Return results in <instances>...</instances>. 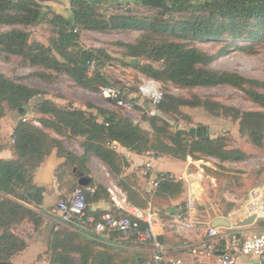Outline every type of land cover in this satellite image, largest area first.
<instances>
[{
    "label": "trees",
    "instance_id": "16d2710c",
    "mask_svg": "<svg viewBox=\"0 0 264 264\" xmlns=\"http://www.w3.org/2000/svg\"><path fill=\"white\" fill-rule=\"evenodd\" d=\"M116 1L69 0L70 15L64 17L50 8L43 10V4L35 0H0V25L12 26L9 30L0 31V52L19 55L24 62L36 67L63 71L77 85L98 90L100 86H113L102 76L100 67L109 56L104 50L82 47L77 41L76 27L136 28L142 30L143 35L123 47L126 55L133 58L129 64L145 76L161 83L170 82L189 88L231 85L243 89L250 100L264 107V81L246 78L236 72L211 69L208 63L212 57L188 46L192 41H252L261 37L264 35V0H134L161 13L159 18L150 20L116 14L106 18L105 14L98 12L99 8ZM40 23L54 27L56 36L50 38L51 46L29 40V32L25 27ZM14 25L22 27H13ZM226 45L236 44L226 42ZM53 51L63 59L62 62L52 54ZM91 61H94V67L90 70L88 63ZM37 75L45 76L42 72ZM118 90L131 103V110L137 108L143 113L147 120L146 128L139 121L116 111L95 107L97 111L93 112L71 105L60 106L49 98H40L32 107L33 112L43 115L37 120L39 126L27 117L16 122L11 145L13 157L0 159V264H12L11 257L26 246L25 240L13 231V226L24 219L31 221L35 228L41 223L37 214L21 201L27 203L32 200L33 172L43 158L55 148L59 156L74 165L84 159V156H76L66 150L45 128H51L56 133L67 130L70 135L83 137L80 145L84 153L96 155L114 173L119 172L120 156L110 146L113 141L135 152L154 149L179 159L186 156L202 159L196 152L215 156L221 161H240L246 157L243 149L229 148L220 137L198 136L187 139L183 136L186 133L184 129L170 130L164 114L179 115L189 122V115L179 108L183 105L204 107L213 115H218L214 110L216 106L223 111H233V118L239 119L240 133L248 135L254 145L261 144L264 132L262 111L239 112L198 96H193L191 100L177 97L163 92V83L162 97L156 104H152L139 93L131 96V84L127 86L124 83ZM37 94H40L38 90L0 73V116L3 104L9 108L25 109L24 105ZM146 103L150 104V110L145 106ZM99 117L102 119L99 120ZM173 184L171 178H167L161 181L156 191H170ZM122 186L129 192L132 202L143 205V202L136 201L132 192L123 184ZM79 187L84 189L89 201L97 200L104 194L100 186H96L93 191L86 190L85 186ZM88 213L93 211L89 208L86 216ZM82 219L86 220V217L83 216ZM258 222L264 224L262 219ZM55 231L64 239L54 236L48 244L47 252L52 264H109L114 256H119L114 252L108 256H82L66 241V238L72 236L71 233L59 228ZM118 239L130 243L134 236L119 235ZM121 250L132 251L135 264L142 261L140 254H136L134 250ZM72 252L79 253V261L73 259Z\"/></svg>",
    "mask_w": 264,
    "mask_h": 264
},
{
    "label": "rangeland",
    "instance_id": "374dc122",
    "mask_svg": "<svg viewBox=\"0 0 264 264\" xmlns=\"http://www.w3.org/2000/svg\"><path fill=\"white\" fill-rule=\"evenodd\" d=\"M39 3L43 4V10L50 8V10H53L61 16L68 17L70 15L71 8L69 0H55L48 3ZM98 12L105 14L106 18H108L109 15L116 14L134 18H143L146 20L153 19L154 17L159 18L161 15L157 9L142 6L134 0H117L115 3L104 5L102 8H99ZM164 17H166V15L163 16V18ZM13 27L22 26L14 25ZM10 28H12V26L0 25V31L9 30ZM25 29L29 32L30 41H39L45 46H51L49 40L53 36H56V32L53 31L54 27L47 23L26 26ZM76 29L77 41L82 47L101 49L108 54L109 57L105 59V63L100 65L101 73L103 74L102 76L117 89L123 87V84L126 82L131 84V96L138 95L136 89V84L139 81L138 75L144 74L129 64L133 58L126 55L123 45L138 40L143 35V31L136 28L121 27L102 29L76 27ZM177 41H181V39H177ZM226 42H233L236 45H226ZM188 46H193L205 54L210 55L212 58L210 59L208 66L211 69L236 72L246 78L264 81V35L252 41L243 39L235 41H230V39L192 41ZM238 46H244V48H239ZM52 54H55V52L53 51ZM55 56H57L61 62L63 61V59L57 54H55ZM40 72L44 73L45 76L37 75ZM0 73L40 92V94L32 97L27 102L28 104L24 105L25 109H23V107L19 109L9 108L3 104L1 107L2 112L14 110L16 113L21 111V113H24L27 118L38 120V118L43 115L33 112L32 107L40 98H49L60 106L71 105L85 110H92L93 112L97 111L96 108H104L106 110L116 111L127 115L130 118L139 121L143 126L147 124V120L143 117V113L139 109L133 108V110L128 111L123 107L119 108L113 102L105 101L96 95L94 93L96 90L87 89L77 85L65 72L56 71L54 68H43L41 66L36 67L30 65L28 62H24L19 55L0 52ZM162 83L163 92L177 97L191 100L193 96H198L201 99H209L213 102H218L219 104L238 110L239 112L251 110L264 112V107H260L250 100L243 89L231 85L195 86L189 88L181 87L170 82ZM88 105H92L93 107L91 108ZM145 106L150 110L149 103H146ZM179 108L183 113L189 115V122L179 115L164 114V117L168 120L167 122L170 126V130L175 131L177 129H184L186 133L183 136L187 139L197 138L198 136L203 137L206 134L209 135L210 138L220 137L229 148L240 147L244 150L246 154L244 163L235 161L236 163H228V165H220L217 163L219 158L214 156L201 155L197 152L195 153L196 155H200L199 157H203L204 160L210 162H213L210 157L216 158V161L214 162L215 168L210 164L203 166L205 173L204 180L206 182L205 185L210 192L211 200L214 202H220L223 210L242 207L246 204L244 198H246L245 195L247 192L256 186H259L260 183H264V132L260 146H256L252 143L248 135L240 133L239 119L233 118V111H223L216 106L214 107V110L218 112V115H213L207 112L204 107L200 106L191 107L183 105ZM98 119L101 120L102 118L99 117ZM199 126H204L202 130L205 133L202 135H191L189 130L191 128L199 129ZM44 130L51 137L59 140L66 150L72 152L76 156H84L83 161L77 163V165L79 168L83 169L85 174L91 176L92 173L86 168V163L88 158L94 160V156H97L92 153H84V150L80 145L83 137L70 135L67 130L62 131V133H56L51 128H45ZM150 151L160 153V151L154 149H151ZM95 160L96 163H94V167L97 172V177H91V183L94 187L100 186V188L104 190V192H102L104 193L103 196H106L105 185L107 178L104 175V172L109 170L108 167H106L108 165L102 160V163L98 159ZM184 160H186V158H184ZM65 164L66 165H61L58 168V175L64 174L65 170L66 172H69L74 165L69 161H65ZM110 173V177L118 181V177H116L115 174H112V171H110ZM242 173L245 174V177L241 176ZM216 175L225 178V181L219 184V190L213 189L214 187H212L210 180V177ZM231 178H239L241 180L246 178L248 180L246 188L244 187V189H242L238 187V189H242L240 190L241 194L239 196H233L231 194V189L228 190L230 182L228 180ZM237 182V180L234 181L235 184H237ZM72 183H74L73 189L79 187L76 180ZM238 183L241 184L242 181ZM226 189L228 192H226ZM86 190H88V187ZM82 191L85 194L84 189H82ZM216 197L217 199H215ZM85 198L87 204H89L90 201L86 194ZM153 199L157 205H162L159 196L156 195ZM222 199L224 202L221 201ZM15 230L20 232L18 226L15 227ZM133 255L132 251L125 252L120 250L119 256H114L109 264H135V256ZM72 257L75 261H79V256Z\"/></svg>",
    "mask_w": 264,
    "mask_h": 264
},
{
    "label": "crops",
    "instance_id": "0c3cea01",
    "mask_svg": "<svg viewBox=\"0 0 264 264\" xmlns=\"http://www.w3.org/2000/svg\"><path fill=\"white\" fill-rule=\"evenodd\" d=\"M48 3V2H43ZM19 109V108H18ZM26 117L24 113L18 111L15 113L14 110L2 112L0 116V159H8L13 157L12 154V137L13 128L15 123L20 118ZM37 120H33L35 122ZM38 122V121H37ZM36 125H40L35 123ZM147 127V124L144 126ZM194 130L203 129L199 126V129L191 128ZM190 129V130H191ZM189 130V132H190ZM190 132L191 135H199ZM205 133V132H204ZM203 133V134H204ZM202 135V134H200ZM207 135V134H206ZM209 136V135H208ZM205 137V135H204ZM210 138V137H209ZM114 150L119 154V172L114 173L109 166L108 169L112 171L118 177V183L123 188L122 184L134 195L136 201L143 202L140 205L132 202L128 196L129 192L126 191L128 200L135 206L145 208L149 203L160 208V216L162 219L167 218L168 211L174 207L183 206L186 200V188L190 185H199V193L196 195L197 198V214L196 217L203 221H208L211 223L215 217H223L229 221V225H218L219 237L214 239L215 247L209 250L206 259L212 260L218 254L227 252L229 254H234V245L239 246L243 239L248 233L253 230H258L264 228V224H259V220H254L249 224L241 225L244 219L248 218V212L245 210V205L240 208L223 210L222 204L220 202H214L210 198V192L205 185V173L204 165H211L215 168L214 162H210L202 159H193L190 156L186 157V160L175 158L166 154L156 153L157 157L151 162V167L148 173L144 174L142 172L143 164L149 158L150 151L135 152L124 146H121L118 142L113 141ZM111 143V144H112ZM110 144V146H111ZM215 157V156H214ZM64 157L57 154L56 149L51 150V152L46 155L39 166L34 170L32 177V184L34 186L32 191V200L25 203L21 201L22 204L31 208L37 217L41 219L40 225L35 228L33 223L27 219H24L19 224L13 226V231L19 235L20 238L25 240L26 246L23 250L14 254L10 261L12 264H52L49 258V252H47L48 244L50 240L56 236L57 239H64L63 236H59L58 232L55 231L58 228L64 229L72 234V236L66 238L67 243L73 245V248L78 250L82 256H108L111 254H119L121 248H127L128 250H134L136 254H140L142 260L150 256V250L146 246H136L133 243L121 242L115 236H103L101 234H89L80 231L79 227H72L65 223L57 220V214L55 210L56 203L68 197L69 193L73 189V181L76 180L77 184L80 186L88 187V190L93 191L94 186H92V179L97 177V172L94 167L96 163L95 159H98L101 163V159L94 156V160L88 158L86 163V168L91 171V176L85 174L83 169L73 165L69 172H64V174L58 175V168L65 164ZM217 158V157H216ZM244 159L240 160V163H244ZM217 163L220 165H228V163H236L232 160H218ZM159 173H165L171 176V180L174 182L170 191L167 190H157L153 192L148 191L145 185L152 179L153 176ZM99 175V173H98ZM245 177V174H241ZM85 178L86 184H80L79 179ZM212 187L214 190H219V184L225 181V178L213 176L210 177ZM242 181V183L235 184L234 181ZM207 181V180H206ZM229 189H231V194L234 196H239L242 189L246 188L247 179L231 178L229 179ZM122 183V184H121ZM227 186V187H228ZM264 192V183H260ZM238 187L242 189H238ZM106 190V189H105ZM226 192L227 189H226ZM159 193V194H158ZM159 196L162 205H157L154 201L155 196ZM245 195V194H244ZM247 196V194L245 195ZM224 197V196H222ZM226 198V197H225ZM217 199V197L215 198ZM245 202H246V198ZM223 201V199L221 200ZM224 202V201H223ZM160 203V204H161ZM89 208L93 213H88ZM112 211L116 212L113 208L111 202L106 196H101L97 200H90L88 207L85 212L86 220L88 218H97L102 212ZM85 220V221H86ZM261 220V219H260ZM264 221V219H262ZM59 224V225H57ZM20 228V232L15 230V227ZM157 236L161 239L162 243L165 244L167 252L165 253L166 258H182L187 259L191 256L188 253L187 246L192 243L202 239L204 236L203 230H192L188 232L184 237L175 236L167 230L160 228H155ZM250 230V231H249ZM113 235H116L115 233ZM225 237H229V244L225 240ZM77 245V246H76ZM79 245V247H78ZM108 252V253H107ZM114 252V253H113ZM78 252H72L71 256H79ZM236 264H255V259L250 257V255H236Z\"/></svg>",
    "mask_w": 264,
    "mask_h": 264
},
{
    "label": "built area",
    "instance_id": "2783aa9c",
    "mask_svg": "<svg viewBox=\"0 0 264 264\" xmlns=\"http://www.w3.org/2000/svg\"><path fill=\"white\" fill-rule=\"evenodd\" d=\"M93 67L94 61L89 62L88 68L91 70ZM138 80V93L152 104L158 103L162 97V83L144 75H138ZM125 84L130 86L127 82ZM94 93L105 101H111L131 111V103L113 86H100ZM34 123L38 124L37 121ZM11 140L14 141V137ZM111 146L114 148L113 143ZM156 157L155 152H149V158L142 168L144 174L148 173L151 162ZM210 158L216 161V158ZM110 174L109 170L104 172L107 178L105 189L116 212L105 211L97 218L92 217L86 221L83 220L88 204L81 188L75 187L68 197L56 203L57 220L75 228L77 226L80 228L78 230L89 234L115 236L116 239L119 235L122 237L133 235L134 239H131L130 243L136 246H146L150 250V256L142 260L140 264H236V258L238 257L236 255H250L255 259V264H264V228L248 233L239 246L233 244L234 254L223 252L212 260L206 259L205 255H208L209 250L215 247L214 239L219 237V231L217 226H211L210 222L196 217V195L200 191L199 185L189 184L186 188L184 205L172 208L168 211L167 218L162 219L159 207L151 203L145 208L132 204L128 200L126 191L115 179L110 177ZM170 177L163 173L156 174L145 185V188L153 192L161 181ZM244 208L249 215L255 217L256 221L257 219H264V192L262 186H256L247 192ZM157 227L181 237L192 230H203L204 236L187 246L188 253L191 255L187 259L180 257L168 259L165 256L167 248L156 234L155 228ZM114 233L116 235H113ZM225 240L229 244V237H225Z\"/></svg>",
    "mask_w": 264,
    "mask_h": 264
},
{
    "label": "water",
    "instance_id": "95a60500",
    "mask_svg": "<svg viewBox=\"0 0 264 264\" xmlns=\"http://www.w3.org/2000/svg\"><path fill=\"white\" fill-rule=\"evenodd\" d=\"M37 2H53L55 0H35ZM204 128V126H202ZM193 131V129L190 130V132ZM205 138H209L208 135H205ZM86 181H88L87 179L85 178H81L78 180V182L80 184H86ZM255 220V217L253 215L249 216L248 218L244 219L242 222H240L241 225L243 224H249L251 222H253ZM257 220H260V219H257ZM211 226H218V225H226L228 226L229 225V221L226 220L225 218L223 217H215L213 218V220L211 221Z\"/></svg>",
    "mask_w": 264,
    "mask_h": 264
},
{
    "label": "flooded vegetation",
    "instance_id": "af4514ba",
    "mask_svg": "<svg viewBox=\"0 0 264 264\" xmlns=\"http://www.w3.org/2000/svg\"><path fill=\"white\" fill-rule=\"evenodd\" d=\"M193 133L200 135V134H203L204 131L202 129H199V130H194Z\"/></svg>",
    "mask_w": 264,
    "mask_h": 264
}]
</instances>
